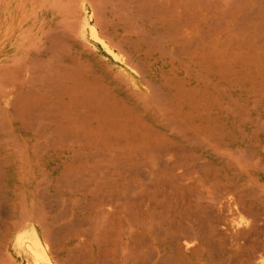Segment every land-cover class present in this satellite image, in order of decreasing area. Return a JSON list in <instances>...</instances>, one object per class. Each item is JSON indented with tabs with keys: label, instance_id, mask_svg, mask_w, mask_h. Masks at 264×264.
I'll return each instance as SVG.
<instances>
[{
	"label": "bare ground",
	"instance_id": "6f19581e",
	"mask_svg": "<svg viewBox=\"0 0 264 264\" xmlns=\"http://www.w3.org/2000/svg\"><path fill=\"white\" fill-rule=\"evenodd\" d=\"M140 1L0 0V264H264V0Z\"/></svg>",
	"mask_w": 264,
	"mask_h": 264
},
{
	"label": "rangeland",
	"instance_id": "374dc122",
	"mask_svg": "<svg viewBox=\"0 0 264 264\" xmlns=\"http://www.w3.org/2000/svg\"><path fill=\"white\" fill-rule=\"evenodd\" d=\"M101 3L103 2V7H104V9L105 10H111V12H112V14H113V12H114V14L115 15H117V13H118V15L117 16H119V15H125V16H129L130 18H132V20H136L135 22L137 23V25L139 26V28H138V30H140L141 31V33L144 35V34H146L147 36H155V35H157V31L158 30H164V24H161V23H156V24H152L151 23V20H152V18H154V15H150V13L149 14H143L142 13V8H146V6L148 5L145 1H140V0H134V2H133V0H109V1H107V0H99ZM115 1V2H114ZM120 1V2H119ZM121 1H123V3L121 2ZM128 1V2H127ZM107 2V3H106ZM111 2H113L112 4H111ZM119 2V3H118ZM127 2V3H126ZM140 2V3H139ZM142 2H144L145 4H142ZM109 3V4H108ZM136 3H137V5H136ZM77 4L78 5H80L78 2H77ZM111 4V5H110ZM120 4V5H119ZM130 4V5H129ZM143 6H141V5ZM126 5V6H125ZM253 5H255V4H253ZM112 6V7H111ZM116 6V7H115ZM128 6H130V8L128 7ZM137 6V7H136ZM118 7H119V9H118ZM132 7V8H131ZM142 9L141 11H140V8ZM115 8V9H114ZM124 8V9H123ZM81 9V8H80ZM128 11H127V10ZM114 10V11H113ZM117 10V11H116ZM119 10V11H118ZM138 10V11H137ZM123 11V12H122ZM120 12V13H119ZM135 12V13H134ZM137 12V13H136ZM139 12H141V15L139 14ZM84 13V12H83ZM82 13V11H80L79 12V15H80V17H83V14ZM109 13H110V11H109ZM123 13H125V14H123ZM139 14V15H138ZM143 15V16H142ZM138 16V17H137ZM150 16V17H149ZM146 18V19H145ZM142 19V20H141ZM138 20V21H137ZM151 27V28H150ZM155 28V29H154ZM157 29V30H156ZM149 32V33H148ZM150 34V35H149ZM155 39H157V38H155ZM155 39H154V41H155ZM165 39V40H164ZM150 40H151V38H150ZM161 40V39H160ZM166 38H162V42H163V45H166L167 43H166ZM151 41H153V38H152V40ZM156 42H160L159 40H156ZM2 45H3V43L2 44H0V47H2ZM1 53V52H0ZM198 264H201V263H199L198 262Z\"/></svg>",
	"mask_w": 264,
	"mask_h": 264
}]
</instances>
